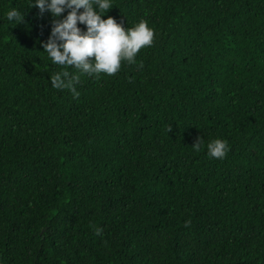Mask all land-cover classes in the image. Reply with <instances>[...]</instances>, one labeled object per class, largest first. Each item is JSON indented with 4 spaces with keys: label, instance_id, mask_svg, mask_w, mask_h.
Listing matches in <instances>:
<instances>
[{
    "label": "trees",
    "instance_id": "trees-1",
    "mask_svg": "<svg viewBox=\"0 0 264 264\" xmlns=\"http://www.w3.org/2000/svg\"><path fill=\"white\" fill-rule=\"evenodd\" d=\"M102 14L154 39L97 78L52 64L47 12L0 0V264H264V0Z\"/></svg>",
    "mask_w": 264,
    "mask_h": 264
},
{
    "label": "clouds",
    "instance_id": "clouds-1",
    "mask_svg": "<svg viewBox=\"0 0 264 264\" xmlns=\"http://www.w3.org/2000/svg\"><path fill=\"white\" fill-rule=\"evenodd\" d=\"M31 8L40 14L47 12L53 18L50 36L42 45L52 64L70 66L81 74L99 77L117 73L122 63H135L138 52L150 47L154 30L141 19L132 28H125L112 17H104L112 9L113 0H28ZM67 13L66 15L62 14ZM24 11L12 7L5 18L12 23H24ZM84 25L81 30L77 25ZM47 69V66H46ZM53 88L68 89L73 98L79 96L75 84L79 76L67 70L50 76ZM202 139L192 146L199 150ZM207 155L213 159L226 157L229 146L225 140L213 139L206 145ZM96 229V234L101 233Z\"/></svg>",
    "mask_w": 264,
    "mask_h": 264
}]
</instances>
